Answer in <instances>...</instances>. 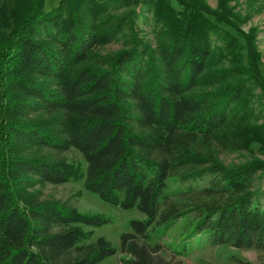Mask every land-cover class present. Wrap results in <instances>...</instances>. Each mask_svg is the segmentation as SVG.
Instances as JSON below:
<instances>
[{
    "label": "trees",
    "instance_id": "16d2710c",
    "mask_svg": "<svg viewBox=\"0 0 264 264\" xmlns=\"http://www.w3.org/2000/svg\"><path fill=\"white\" fill-rule=\"evenodd\" d=\"M217 1L0 0V264L117 252L88 229L110 216L42 197L71 181L146 215L121 234L125 264H171L150 230L191 214L179 253L201 233L264 251V62L258 27H242L264 0ZM222 151L253 157L227 165ZM172 177L189 185L170 192Z\"/></svg>",
    "mask_w": 264,
    "mask_h": 264
},
{
    "label": "rangeland",
    "instance_id": "374dc122",
    "mask_svg": "<svg viewBox=\"0 0 264 264\" xmlns=\"http://www.w3.org/2000/svg\"><path fill=\"white\" fill-rule=\"evenodd\" d=\"M212 7H217V0H207ZM248 0H239L238 9L245 13L250 10L247 5ZM260 2V1H259ZM57 0H47V8H53ZM257 4L258 1L256 2ZM253 5V16L242 27L248 31L251 27H258L257 45L262 52V61L264 62V7L258 10L260 5ZM145 30L150 32V26H145ZM152 34L149 33V37ZM241 41L245 40L241 37ZM121 47V42H114L106 45L103 52H110ZM246 52V51H245ZM255 156L264 158V153L255 148ZM63 156L71 162L81 163L84 168L87 162L83 154L77 149H71L63 154ZM253 153L249 152H230L222 151L220 153L221 160L227 164H235L252 158ZM168 190L173 192L179 188H186L189 182L183 183L172 177L168 181ZM196 184L201 187L206 184V180L197 181ZM42 197L44 199H58L76 206L80 211L90 213H102L112 218V222L101 227L88 228L94 230V239L103 235L106 236L117 249V252L107 258L104 264H125L124 259L132 256L124 252L121 248V234L130 231V221L135 218L144 219L146 215L139 209H123L109 202L104 201L97 193L87 190L83 181H71L64 184H47L42 189ZM193 214L186 218H180L167 225H156L150 230L152 240L151 243L160 245L159 256L170 261L171 264L184 262L185 264H244L247 261L252 264H261L264 262V251L256 248H236L231 245H212L208 242L206 234L201 233L196 237H192L187 242L186 254L177 251L178 246L182 245L183 238L186 233L192 229Z\"/></svg>",
    "mask_w": 264,
    "mask_h": 264
}]
</instances>
